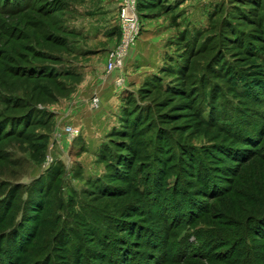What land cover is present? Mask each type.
Returning a JSON list of instances; mask_svg holds the SVG:
<instances>
[{"label": "rangeland", "instance_id": "1", "mask_svg": "<svg viewBox=\"0 0 264 264\" xmlns=\"http://www.w3.org/2000/svg\"><path fill=\"white\" fill-rule=\"evenodd\" d=\"M16 1L23 10L15 7ZM252 3L259 6L253 9ZM107 7L105 0H0V113L8 118L27 116L25 128L31 124L27 133L44 138L32 141L16 135L0 140V200L12 185L21 186L10 211L7 200L0 204V264H75V258H80L78 264H162L164 253L168 257L174 253L173 240L188 236L185 245L193 246L197 227L216 224L203 213L205 207L213 218L229 213L233 221H243L246 214L239 206H250L248 199L241 203L243 196L253 193L263 202L264 140L257 155L251 154L243 165L223 152L230 144L241 145L230 135L243 127L232 121L264 125L259 116L264 112V91L260 101L247 99L239 79L246 74L264 85V43L251 42L259 23L264 30V0H138L139 37L145 35L155 45L157 59L137 87L120 94L114 121H108L112 126L89 152L79 135L72 141L65 135L71 143L56 136L63 126H55L58 114L50 107L62 104L64 109L70 82L79 80L70 81V38L75 36L71 34L85 23L92 31L105 24ZM120 39L119 34L107 55ZM30 63L66 72L58 79L38 81L19 70ZM135 105L148 106L149 111L134 124L133 141L112 136L132 142L134 152L131 169L119 175L105 159L109 135ZM13 127L18 130L20 125ZM43 142L40 156L37 147ZM248 148L256 150V145ZM208 168L220 193L224 178L232 179L224 183L225 195L213 198L200 191L207 190L202 178ZM59 169V181L53 182L49 195L38 193L41 183L52 182ZM95 185L119 192H98ZM187 197L203 208L194 217L186 214L191 209ZM259 212L252 215L258 217ZM90 213L108 224L77 219ZM113 221L118 225L108 229ZM126 224L157 234L160 240L162 236L163 248L157 250L153 241L144 243V237L133 231L121 233ZM104 227L106 235H98ZM229 232L231 238L237 236L234 229ZM115 236L124 239L120 250L112 248Z\"/></svg>", "mask_w": 264, "mask_h": 264}, {"label": "trees", "instance_id": "2", "mask_svg": "<svg viewBox=\"0 0 264 264\" xmlns=\"http://www.w3.org/2000/svg\"><path fill=\"white\" fill-rule=\"evenodd\" d=\"M19 3L20 2L16 1L15 7L20 8ZM251 6L253 8L259 5L257 3H254V4L252 3ZM21 7H24L25 9L28 6L26 4H23ZM20 9L23 10V8H20ZM258 29H259V32L251 38V42L254 45L261 46L264 43V30H262V24L259 23ZM247 51L252 52L250 49H247ZM37 53L38 52H36V55ZM19 70H21V73H23L24 76L28 78H32L34 80H38V81H41L42 79H51V80L58 79V77L62 76V73L66 72V71L62 72V70L60 71V69L57 70L56 68H51L48 66L46 68L45 67L43 68L41 66L37 67V66H34L33 63H30L29 67L21 66ZM239 79L242 80L243 84L245 85L243 93L244 95H246V98L251 99V100H255V99L257 100L259 98V101H260V96L263 93L262 91H264V85L262 84V81L257 77L251 78L250 76H247L246 74L245 75L242 74V78L240 77ZM130 105H131V102L129 106ZM148 111H149L148 106L139 107L138 105H135L133 109L129 110L128 112L129 117H126L125 120L122 121L123 124H121L118 129L114 128V130H112L111 134L109 135L111 137L109 147L113 145L115 146V148L108 147L106 152L108 153L110 152V153L107 155L105 159L106 161H108V166L111 167V169H114L119 175H121L122 172L127 173V171L131 169V167L129 166V159L131 158V156H134V152L131 147L132 142L125 143L122 140H115V138H112V136L118 135L119 137H122V138L125 137V138H128L130 141H133L132 139L135 133L133 126L134 124H137L141 120V118L144 115L143 113L146 114ZM39 112H41V109L37 110V113ZM259 116L261 117V120L264 121V112L263 113L261 112ZM0 117H1L0 119V140L7 139L9 137H15L16 135L26 140L32 138V141L36 140L37 138H39V140L44 139V138H40L43 136H37L36 138L34 134L31 135L27 133L26 129L31 126V124H28L25 128V125L27 124L26 122L27 116H24V117L23 116H20V117L11 116L10 118H8V116L4 115V113H0ZM131 118L133 119V121H131ZM27 121L31 123L29 118ZM16 123L17 125H20V128L18 130H14V127H13ZM232 123H234V125L243 127V128H238L236 130H233L232 133L234 136L230 135L232 137L231 139L236 140V141L239 140L241 145L235 146L233 144H230L228 146H225L224 147L225 152L223 153L230 154L231 156L236 158V161L239 165H243L244 163H247L250 158H252L251 154H254V156L255 154L257 155L258 149L261 147L259 144L264 140V125L262 126L260 124L255 127V126H252L253 123H249V122H243V123L237 124L236 121L235 122L232 121ZM247 127H250V128L246 129ZM227 130L228 128L226 129L224 128L222 131L228 134L229 132ZM39 145L41 146H38L37 149L38 151L41 152L40 156H43L44 149H45V143L43 142ZM254 145H256V150L251 151L248 147L254 146ZM105 148H106V144H104L103 146V149ZM260 155L262 154L260 153ZM5 158H8V154L5 155ZM260 159L262 161L261 172H264V156L262 155ZM237 171L238 170H236L235 172L237 173ZM61 172H62V169H59L57 171V174H55L56 177H54L55 175H52V177H54L52 179V182L41 183L43 186H41L40 189H37V192L44 194V195L46 194V196H48L49 192L52 189L53 182L58 183ZM45 175L46 174H44L43 177ZM124 177H128V175H124ZM117 178L115 180H117ZM228 179H229L228 177H225L224 183H226L225 181H228L231 183L232 179L231 180H228ZM202 180L207 190L201 189L200 191L206 194L208 193L207 195L212 196L213 198H218L222 194L225 195L228 190L227 186H225L224 183L221 182L222 192L220 193L221 189L218 188L216 185L215 175L213 174V172L211 173V170L209 168L206 169ZM38 181L40 183V180ZM150 184H151V187L155 186L153 181H151ZM215 185L218 189L214 188ZM252 187H255V189L257 188L255 185ZM20 188H21L20 185H12V187L9 188V190L4 193V197L1 198L0 204L2 205V202L4 203L6 200L9 202L8 206L6 207V211L11 210V207L13 205L15 198L19 196L17 194L19 193ZM94 189L98 192L105 191L110 194H117L119 192L118 189H115V190L113 189L112 191L111 189H108V191H106L105 187L102 188L96 185L94 186ZM143 192L146 193L145 188ZM179 194H181V192ZM242 196L243 195L241 194V198ZM187 199H188L187 201L189 202L191 209L189 208V210L186 211V214L188 217H194V215L197 214L196 210L200 211L203 208L201 205L197 203L196 204L193 203L192 202L193 200H190V198L187 197ZM262 199H263V202H261L258 196H255L253 193H249L243 196V199L240 200L241 203L242 201L247 200L246 202L250 204V206L248 205L246 206L245 204H243V206H239L241 209L240 213L244 212L247 215V216L245 215V219L243 221H240V220L238 221V219H235L236 221H233L229 213L228 214L220 213V214H217L218 216L213 218L212 213H211L212 211L210 210L209 206L205 207L203 213L208 215L216 224L210 223V224H207L208 225L207 227H202V226L197 227V229L193 232L195 234L194 237H195L197 244L193 246H187L188 245L187 243L185 245V240L188 238V236L182 237L178 240H173V242L171 243L172 247H174V253L172 257H168L167 255H165L166 253H164L163 256L161 257L162 259L160 262L162 264L166 262H169V264H173V263L175 264H259V261H260L264 264V198ZM41 206L42 205L39 201L38 207L42 209ZM32 212L34 215H36L38 211L34 209ZM255 212H259L258 217H255V215H252V214H255ZM93 216L94 215L90 213V214H86L83 216H78L77 219H79L80 223L81 222L83 223L85 220L86 223H91V224H95V222H98L101 225L108 224L106 223V221H102L100 216L99 217H93ZM116 224L118 225V223L115 221H113V223L111 222L110 225H108V229L114 228L113 225L115 226ZM171 224L175 225V223H171ZM179 224H182V222H180ZM125 226L127 228L121 229L120 232L124 231V229L127 230L128 232L133 231L135 232L136 235H139L140 237H144L145 239L144 243L145 241L146 243L153 241L157 245V250H160L161 248H163V246H161L160 244L164 242V238L162 236H160L161 237V240H160L158 239L159 236L157 234L153 235L152 232L148 233V230L144 232L142 228L134 227L133 225L131 226V225L126 224ZM106 229L107 227L100 229L99 232H97V234L98 235L102 234L103 236H105ZM233 229L237 232V236L235 238H231L232 233L229 232ZM174 235L176 237L178 236V234H174ZM153 236L155 237L154 240L152 238ZM113 239L115 241V244L113 245L112 248L113 249L115 248L116 250L117 249L120 250L122 245L125 244L124 239L121 238L122 239L121 241V239H119L117 236H115V238ZM168 240L169 238L166 239L165 241L166 244L169 243ZM212 245L213 246L215 245V247L212 248ZM79 252L81 253V251ZM80 253L79 255H81ZM75 256L77 257L78 254H76ZM82 256L84 255L82 254L81 257ZM58 257L59 256H57V259ZM75 259H77V261ZM75 259H74L75 261L74 260L73 261L75 262V264H78L80 262L79 261L80 258H75Z\"/></svg>", "mask_w": 264, "mask_h": 264}, {"label": "crops", "instance_id": "3", "mask_svg": "<svg viewBox=\"0 0 264 264\" xmlns=\"http://www.w3.org/2000/svg\"><path fill=\"white\" fill-rule=\"evenodd\" d=\"M105 3L108 5L104 10L108 16L105 24L92 31L85 23L75 33L71 32L75 38H70L73 45L70 54L78 58H70V81L76 78L79 80L70 82V97L64 101V109L62 104L50 107L58 114L55 126L70 124L74 127L89 152L90 147L101 143L103 133L112 126H109V122L113 123L114 114L120 106V94L124 90L137 87L147 73L153 70L152 64L157 59L155 45L149 43L145 35H141L128 51L122 67L106 71L107 53L117 43L120 33L119 0H105ZM94 97L98 99L96 108H92L91 104ZM62 136L65 140V134L60 137ZM74 138L69 137L71 141ZM71 141L65 140L70 143Z\"/></svg>", "mask_w": 264, "mask_h": 264}, {"label": "built area", "instance_id": "4", "mask_svg": "<svg viewBox=\"0 0 264 264\" xmlns=\"http://www.w3.org/2000/svg\"><path fill=\"white\" fill-rule=\"evenodd\" d=\"M136 3L137 0H119L118 25L121 39L118 47L107 55V72L122 67L128 51L136 44L139 38L140 27L136 12ZM118 81L121 82V79ZM91 104L96 108L98 106V99L96 97L93 98ZM55 133L57 137H60L61 134H65L69 136L70 139L78 135V131L69 125L59 128ZM46 160L49 163L51 158L47 157Z\"/></svg>", "mask_w": 264, "mask_h": 264}]
</instances>
